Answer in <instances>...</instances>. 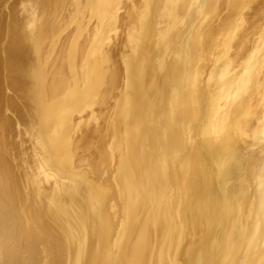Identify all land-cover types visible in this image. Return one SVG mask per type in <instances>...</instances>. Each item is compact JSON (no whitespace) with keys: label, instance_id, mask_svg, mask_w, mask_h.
<instances>
[{"label":"bare ground","instance_id":"6f19581e","mask_svg":"<svg viewBox=\"0 0 264 264\" xmlns=\"http://www.w3.org/2000/svg\"><path fill=\"white\" fill-rule=\"evenodd\" d=\"M7 13L0 264H264V0Z\"/></svg>","mask_w":264,"mask_h":264},{"label":"rangeland","instance_id":"374dc122","mask_svg":"<svg viewBox=\"0 0 264 264\" xmlns=\"http://www.w3.org/2000/svg\"><path fill=\"white\" fill-rule=\"evenodd\" d=\"M10 1H11V2H10ZM10 1H9V0H3L2 2H0V19H1V20H0V21H1V22H0V24H1L0 27H1V30H2V29L4 30V28L6 27V25L4 26V24L7 23V21H8V20H5V19H6V16H7V14H8V13H7V11H8V7L10 6V4L12 3L13 0H10ZM2 3H3L4 5H1ZM8 3H10V4H8ZM5 4H6L7 7L5 6ZM2 6H5V7H2ZM5 8H6V11L4 10ZM2 9H3V10H2ZM1 11H4V12H1ZM7 19H8V16H7ZM2 20H3V22H2ZM0 42L2 43V44L0 43V47H1V46L4 44V42H5V41H4V38H1V39H0Z\"/></svg>","mask_w":264,"mask_h":264}]
</instances>
